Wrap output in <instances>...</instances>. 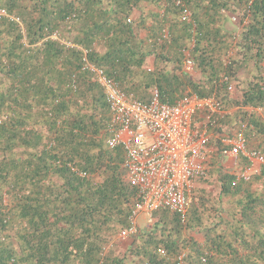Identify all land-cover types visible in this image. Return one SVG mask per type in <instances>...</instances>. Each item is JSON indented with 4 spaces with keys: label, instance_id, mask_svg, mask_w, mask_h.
Listing matches in <instances>:
<instances>
[{
    "label": "trees",
    "instance_id": "16d2710c",
    "mask_svg": "<svg viewBox=\"0 0 264 264\" xmlns=\"http://www.w3.org/2000/svg\"><path fill=\"white\" fill-rule=\"evenodd\" d=\"M0 9V264H264V164L245 179L249 160L226 168L222 144L242 134L264 159V0H0ZM85 59L135 99L157 89L171 105L191 94L221 105L207 125L212 175L196 182L216 191L196 189L185 216L157 209L124 249L116 240L141 193L126 180L125 150L110 146V106Z\"/></svg>",
    "mask_w": 264,
    "mask_h": 264
},
{
    "label": "built area",
    "instance_id": "2783aa9c",
    "mask_svg": "<svg viewBox=\"0 0 264 264\" xmlns=\"http://www.w3.org/2000/svg\"><path fill=\"white\" fill-rule=\"evenodd\" d=\"M184 14L190 16L188 10H184ZM6 16L7 11L0 9V17ZM232 20L238 22L235 16ZM53 38L67 48L74 46L71 41L62 40L58 33ZM185 55L184 69L192 74L194 60L189 52ZM85 65L103 86L110 106L114 128L110 146H121L125 150L126 180L141 193V200L133 211V224L120 233V238L127 239L137 232V217H151L159 208L185 216L197 180L212 175L210 160L214 149L208 146L212 136L207 125L214 114L222 113L221 105L213 98L204 99L194 94L171 105L161 101L157 89L152 91L149 101L138 100L127 96L97 66L88 61ZM229 90L235 92L236 87L231 85ZM198 113L202 120H196ZM222 144L224 158L237 159L243 155L249 160V168L240 173L245 179L259 172L264 164L257 152L246 150L242 134L225 136Z\"/></svg>",
    "mask_w": 264,
    "mask_h": 264
},
{
    "label": "rangeland",
    "instance_id": "374dc122",
    "mask_svg": "<svg viewBox=\"0 0 264 264\" xmlns=\"http://www.w3.org/2000/svg\"><path fill=\"white\" fill-rule=\"evenodd\" d=\"M231 21L232 22H229L228 23V26L230 28L237 29L238 28V22H236L235 20H232V19H231ZM234 94H235V92H234ZM195 118H196V120H199V119L202 120V115H200L198 113ZM212 156H213V153L211 154V157ZM223 163H224V165H225L226 168H233L238 162H237V159L236 158H233V157H225V158H223ZM198 188H204V189H207V190H212V191L214 190V191H216L215 189L217 187H215V188H213V187H207L206 185H203V184H200V183H196L195 186H194V188H193V190L191 191V197L194 194V192L196 191V189H198ZM143 216H145V217H137L136 218L137 219L136 220V225H137L138 228L144 227L146 225H149V224H152L153 223L152 217H148L146 215H143ZM116 241H117V244L121 247V249H124L130 243V240L128 238L127 239H122V238H120V236L117 237V240Z\"/></svg>",
    "mask_w": 264,
    "mask_h": 264
},
{
    "label": "crops",
    "instance_id": "0c3cea01",
    "mask_svg": "<svg viewBox=\"0 0 264 264\" xmlns=\"http://www.w3.org/2000/svg\"><path fill=\"white\" fill-rule=\"evenodd\" d=\"M136 15H138V13L136 14ZM153 64H154V58H150L149 60H148V67H153ZM212 138H213V140H214V136H212ZM140 217H145V216H143V215H141Z\"/></svg>",
    "mask_w": 264,
    "mask_h": 264
}]
</instances>
